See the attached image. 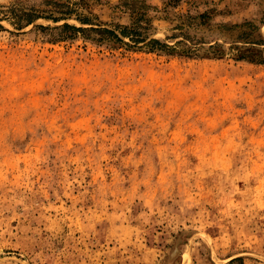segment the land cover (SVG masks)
I'll return each mask as SVG.
<instances>
[{"label": "rangeland", "instance_id": "rangeland-1", "mask_svg": "<svg viewBox=\"0 0 264 264\" xmlns=\"http://www.w3.org/2000/svg\"><path fill=\"white\" fill-rule=\"evenodd\" d=\"M123 1L0 0V264H264V0Z\"/></svg>", "mask_w": 264, "mask_h": 264}, {"label": "trees", "instance_id": "trees-1", "mask_svg": "<svg viewBox=\"0 0 264 264\" xmlns=\"http://www.w3.org/2000/svg\"><path fill=\"white\" fill-rule=\"evenodd\" d=\"M121 5L127 6L128 10L130 11H137L138 14H140L135 20V24L137 19H140V17L144 16L146 13V10L152 6H149L145 4L144 2L140 0H132L130 3L127 1H123ZM155 9V7H153ZM67 13V12H65ZM20 15L24 16L26 21H31V18L33 17V14H30L28 12H21ZM21 17V16H20ZM79 21L83 24L88 23L86 18H78ZM119 29L121 35L126 36L128 38H131L132 41L138 42L139 38L136 37L135 27L131 26H122V25H116ZM58 28H61V30H65L64 34H61L59 37L60 39H74V38H82L83 40L93 42L95 44L99 45H105V46H113L116 42H122L121 38L119 37V34L115 32V30L106 28V27H99V26H89V27H82V26H75L68 23H63ZM80 33V35H78ZM135 35V36H134ZM165 45L161 43L160 40L152 38L150 39L146 44L145 47L148 49L147 51H157L162 50ZM169 51V50H167ZM166 52V50H165ZM168 53V52H167ZM170 53V51H169Z\"/></svg>", "mask_w": 264, "mask_h": 264}]
</instances>
